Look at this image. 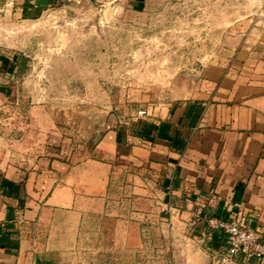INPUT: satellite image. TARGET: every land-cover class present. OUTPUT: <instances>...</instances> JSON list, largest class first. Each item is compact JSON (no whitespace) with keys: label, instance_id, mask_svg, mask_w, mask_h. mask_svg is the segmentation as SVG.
I'll return each mask as SVG.
<instances>
[{"label":"crops","instance_id":"crops-1","mask_svg":"<svg viewBox=\"0 0 264 264\" xmlns=\"http://www.w3.org/2000/svg\"><path fill=\"white\" fill-rule=\"evenodd\" d=\"M244 9L264 16V0H249ZM263 23L259 16L244 19L249 31L241 34L242 46L217 52L221 62L197 67L183 101L163 106L145 127L118 124L72 157L57 147L58 120L29 123L27 117L20 132L4 134L0 264H75L71 255L83 223L112 199L119 162L147 166L146 182L134 175L136 182L158 188L169 221L163 231L173 236L164 244L169 264H264L242 253L226 261L223 235L191 215L199 205L220 216L233 210L264 229ZM231 58L237 61H226ZM125 231L133 248L145 246L139 222L132 219Z\"/></svg>","mask_w":264,"mask_h":264},{"label":"rangeland","instance_id":"rangeland-1","mask_svg":"<svg viewBox=\"0 0 264 264\" xmlns=\"http://www.w3.org/2000/svg\"><path fill=\"white\" fill-rule=\"evenodd\" d=\"M248 2L0 0V147L4 134L20 132L27 117L29 123L58 120L57 147L71 157L118 124L145 127L163 106L183 101L197 67L221 62L217 52L242 46L241 34L249 31L244 19L259 16L264 22L260 12L249 15L244 9ZM132 5L137 12L126 11ZM118 165L112 199L102 212L87 216L71 259L169 264L164 244L173 236L163 231L169 221L157 201L162 197L157 187L137 183L134 176L145 181L147 166ZM132 219L145 234L139 249L125 231Z\"/></svg>","mask_w":264,"mask_h":264},{"label":"built area","instance_id":"built-area-1","mask_svg":"<svg viewBox=\"0 0 264 264\" xmlns=\"http://www.w3.org/2000/svg\"><path fill=\"white\" fill-rule=\"evenodd\" d=\"M191 215L194 221H204L213 231L223 235L226 261H232L239 253L245 257L264 258V229L246 223L241 213L232 210L220 216L199 205L192 209Z\"/></svg>","mask_w":264,"mask_h":264}]
</instances>
